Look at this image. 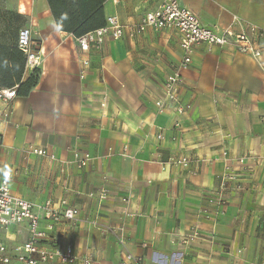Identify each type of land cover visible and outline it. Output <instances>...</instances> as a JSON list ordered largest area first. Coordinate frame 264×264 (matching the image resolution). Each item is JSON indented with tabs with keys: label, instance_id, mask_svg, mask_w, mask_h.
Wrapping results in <instances>:
<instances>
[{
	"label": "crops",
	"instance_id": "crops-1",
	"mask_svg": "<svg viewBox=\"0 0 264 264\" xmlns=\"http://www.w3.org/2000/svg\"><path fill=\"white\" fill-rule=\"evenodd\" d=\"M9 2L26 17L19 29H30L42 65L33 90L9 106L0 101V182L36 205L78 209L53 240L92 264H122L127 253L131 264H264V72L256 62L232 47L198 46L182 70L181 98L191 108L159 112L165 77L182 59L176 31L126 30L83 51L47 0ZM160 2L106 0V22L115 15L136 25ZM180 4L206 26L238 19L264 31V0ZM30 74L26 66L25 80ZM125 146L129 157L119 155ZM76 153L91 160L81 167ZM176 157L191 162L169 163ZM28 238L27 224L0 231L9 246Z\"/></svg>",
	"mask_w": 264,
	"mask_h": 264
},
{
	"label": "built area",
	"instance_id": "built-area-1",
	"mask_svg": "<svg viewBox=\"0 0 264 264\" xmlns=\"http://www.w3.org/2000/svg\"><path fill=\"white\" fill-rule=\"evenodd\" d=\"M113 4H119L121 0H110ZM239 28V30H237ZM155 31L174 30L179 35L182 51L181 61L172 66L164 80L163 98L157 100L155 105L159 112H164L168 104L174 106L178 115H184L191 106L185 104L181 98V86L183 83L182 70L192 63L196 48L202 44L209 47H232L241 54L251 57L258 67L264 72V31L255 24L243 25L235 19L233 25L222 28L219 25L206 26L192 11L184 8L180 0H161L157 8L143 15L136 25L125 26L115 15L107 17L106 25L94 32L81 37H75V43L83 50L91 48L100 49L107 37L119 40L128 30L132 37L142 35L147 30ZM32 33L28 28H22L18 34L17 47L27 57V69L32 72L42 65V58L32 48ZM87 65V63H86ZM18 86L13 88L0 87V101L5 105H11L18 97ZM103 107L106 103H103ZM159 134L158 138H162ZM32 153L44 156V149H33ZM122 157L127 155L125 146L119 153ZM77 163L84 167L91 160L86 154L81 156L76 153ZM225 160L228 153L223 154ZM242 161V160H241ZM191 161L187 157H176L169 163L187 168ZM232 179L225 176L224 181ZM107 198V190L102 189L100 199ZM79 211L75 207L66 205V202L54 203L47 201L43 205H36L21 197L16 196L10 187L8 180L0 182V231H7L11 227L27 224L29 238L26 242L9 246L0 240V264H51L60 262L63 264H92L88 256L78 254L71 244L59 245L53 240L52 233L58 225L70 223L76 220ZM42 220L47 221L46 228L41 227ZM199 237L198 232L183 239V244ZM135 257L127 253L122 264H131Z\"/></svg>",
	"mask_w": 264,
	"mask_h": 264
},
{
	"label": "trees",
	"instance_id": "trees-1",
	"mask_svg": "<svg viewBox=\"0 0 264 264\" xmlns=\"http://www.w3.org/2000/svg\"><path fill=\"white\" fill-rule=\"evenodd\" d=\"M61 31L81 37L106 25L104 4L106 0H47ZM4 27L0 31V87L18 86V95H27L40 78L35 69L25 80L27 57L17 47L18 34L27 19L24 15L6 11ZM19 29V31H18Z\"/></svg>",
	"mask_w": 264,
	"mask_h": 264
},
{
	"label": "rangeland",
	"instance_id": "rangeland-1",
	"mask_svg": "<svg viewBox=\"0 0 264 264\" xmlns=\"http://www.w3.org/2000/svg\"><path fill=\"white\" fill-rule=\"evenodd\" d=\"M6 11H13L12 5L10 4L9 0H0V31H2L1 29H3L4 24H5L4 16H5ZM25 24L26 22L23 25Z\"/></svg>",
	"mask_w": 264,
	"mask_h": 264
}]
</instances>
